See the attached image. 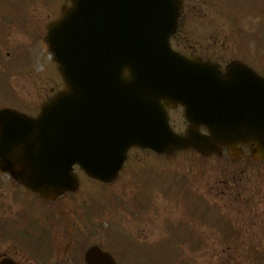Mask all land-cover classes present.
Segmentation results:
<instances>
[{"label": "water", "instance_id": "obj_1", "mask_svg": "<svg viewBox=\"0 0 264 264\" xmlns=\"http://www.w3.org/2000/svg\"><path fill=\"white\" fill-rule=\"evenodd\" d=\"M67 1L45 37L64 87L36 116L0 108L3 171L51 200L78 188L76 164L112 182L132 146L208 155L227 144L236 155L234 144H251L264 159V77L175 51L178 0ZM178 104L190 121L184 134L169 123L168 108ZM86 261L117 264L99 246Z\"/></svg>", "mask_w": 264, "mask_h": 264}, {"label": "rangeland", "instance_id": "obj_2", "mask_svg": "<svg viewBox=\"0 0 264 264\" xmlns=\"http://www.w3.org/2000/svg\"><path fill=\"white\" fill-rule=\"evenodd\" d=\"M220 1L230 9L237 5V0ZM64 2L65 0H0V107H14L29 114L35 113L46 99L62 87L63 79L57 69L58 64L53 60L44 37L48 21L58 15ZM189 3L195 5L191 6L190 11L213 10V25L225 27L224 24L229 20H226L228 14L223 13L221 7L211 8L210 1L190 0ZM193 21L197 20L188 18L187 24L182 26V32L189 36L192 43H207L209 38L197 34ZM210 26L211 21L204 24V28ZM204 28L200 29L201 33ZM216 28L217 26L213 31ZM261 37L264 38V32ZM225 38L226 36L222 37V43ZM220 47L217 46L215 51L219 52L223 48L221 44ZM223 50L230 52L225 48ZM263 50L261 62L264 63ZM172 115L177 122L176 128L182 129L183 110L177 109ZM194 153V150L178 151L167 157L135 148L131 150L120 177L108 186L90 179L78 168L81 176L78 190L59 198L55 203L42 202L38 197H32L9 182L0 184V203L13 201L22 212L26 209L30 213L35 210L36 215L45 218L44 222L49 221L48 214L57 210V217L53 219L64 223L57 232L65 237L61 238L54 232L57 235V246L63 242V247L56 252L52 251V257L55 258L53 264H85L81 258V250L74 249L77 239L78 248L84 247L82 255L91 244L103 243L110 247L117 260L120 262L121 259L123 264L128 259L138 264H165L173 257L172 238L160 241L155 246L156 251L149 252L147 249L155 248L150 245L138 246L131 241L128 231L141 239L154 230L159 231L157 223L166 217L173 220L195 215L200 220L208 216L216 222L217 214H229V220L239 226L242 222L248 223L250 219H254L256 223L259 221V236L249 233L246 231L247 227H243L245 236L233 239L237 230L227 224L215 227L217 231L213 232L214 247L220 244L219 241H225L219 237L221 236L233 240L234 246L239 247L241 243L252 246V251H237L228 256L222 252H214L210 257L206 244L203 251L208 253L181 255L193 263L208 264L210 261L212 264H264V162H257L251 155L233 159L228 153L212 154L209 157ZM243 202L246 208H251L248 204L253 203L257 210L253 206V210L246 211ZM239 210L245 211L247 216H255L244 218ZM25 217L29 218L28 215ZM33 219L32 227L39 226L38 219L35 216ZM144 219H148L151 225L148 226ZM53 224L56 229L54 221ZM199 226L208 236L210 228L201 224ZM18 228L19 226H13L11 229L17 232ZM175 229L179 230L177 227ZM248 234L253 237L247 238ZM43 249H49V243L44 244ZM187 262L185 259L181 264Z\"/></svg>", "mask_w": 264, "mask_h": 264}, {"label": "flooded vegetation", "instance_id": "obj_3", "mask_svg": "<svg viewBox=\"0 0 264 264\" xmlns=\"http://www.w3.org/2000/svg\"><path fill=\"white\" fill-rule=\"evenodd\" d=\"M190 0H182L181 4V16L179 19V26L177 31L172 35V45L178 51L186 54L189 57H200L203 60L213 61L217 63L222 69H225L227 65L232 61H242L256 72L264 75V63L261 62L262 49L264 47V0H237V5L231 7L232 9L225 7L224 3L220 0H205V2L210 1L211 8L220 7L223 13H227L228 20L223 26L213 25L214 22L211 19V13L213 10L201 11H190L193 4L189 3ZM215 3V4H214ZM195 7V5H193ZM215 11V10H214ZM188 18L197 20L193 21L195 23V30L197 34L201 37L209 38L207 43L200 42L197 45L195 42L192 43L189 36L182 32V26L186 25ZM262 18V21H260ZM211 21L212 26L204 28V24ZM259 21V22H258ZM191 23V22H190ZM217 28L213 31V28ZM204 28L203 32L200 29ZM226 36L224 42L222 43V37ZM227 49L230 52L223 50V48L216 52L217 46ZM215 46V48H214ZM221 48V47H220ZM219 48V49H220ZM264 52V50H263ZM181 107V106H179ZM178 107V108H179ZM174 110L171 111V113ZM173 123L176 124L175 118L172 117ZM249 146H243V155L249 154ZM226 149V148H224ZM227 151V149H226ZM0 184L11 183L14 186H19L23 192H28L32 197H36V194L26 189L23 185L12 179L11 176L0 171ZM14 196V192H12ZM245 205V204H242ZM253 210L254 204H248ZM29 207V201H28ZM30 208V207H29ZM208 208L205 209L207 211ZM28 215L29 218L25 217ZM244 218L250 219L252 216H247L242 214ZM33 216H35L40 221V228L37 226L32 227V222L34 221ZM53 216L49 215L47 219L48 222H44L45 218L36 215L35 210L29 212L28 209L24 212L20 211L13 201H6L0 203V264H53L55 260L53 252H56L60 247H63V242L58 246L56 244L57 235L54 232L59 230H53ZM187 219H160L157 226H160V230H154L150 235L146 234L141 239H138L132 234V231H128L131 241L136 243L138 246H155L165 238H172V244L174 246L173 253L174 258L169 260H174V262H166L165 264H180L177 262L179 259V254L192 255L195 253H208L203 251L206 247L209 251V256L212 253L217 252L216 247L213 246V220H210L208 216L204 219L197 218V216H188ZM145 223L150 226L151 222L148 219H144ZM56 222V228L59 225L64 224L62 222L58 224ZM45 223V224H43ZM160 224V225H159ZM201 224L203 227L208 226L210 228V233L208 236L205 235L202 229H199ZM19 226L18 231L14 232L11 228ZM52 226V228H51ZM179 228L176 230L175 228ZM236 229L243 231V227H247L249 233H254L257 231L258 224L253 219L246 224L243 222L241 225L234 224ZM181 228V229H180ZM212 229V231H211ZM185 232H184V231ZM58 236L65 237L58 233ZM242 233H240L241 235ZM245 236L243 233L241 236ZM252 234H248V236ZM49 243V249L44 250L43 245ZM100 245L108 250L103 243ZM227 246L221 248V252L227 251ZM155 249H147L149 252L156 251ZM53 251V252H52ZM203 251V252H202ZM113 254V253H112ZM115 256V254H113ZM178 256V259L176 260ZM130 264H138L133 261H128ZM151 263V262H145ZM192 264H204V262H196ZM208 264H212L210 261ZM227 264V263H226Z\"/></svg>", "mask_w": 264, "mask_h": 264}]
</instances>
